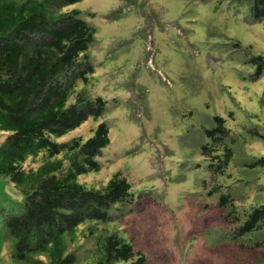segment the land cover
<instances>
[{
	"label": "rangeland",
	"instance_id": "rangeland-1",
	"mask_svg": "<svg viewBox=\"0 0 264 264\" xmlns=\"http://www.w3.org/2000/svg\"><path fill=\"white\" fill-rule=\"evenodd\" d=\"M74 5L94 13L88 16L97 28L91 88L110 106L104 166L80 181L105 184L116 172L126 177L135 199L121 220L122 236L147 256V264H234L225 255L229 229L216 202L203 195L209 161L199 148L209 138L204 128L217 126L214 116L224 118L221 146L232 151L221 178L229 180L224 190L230 187L237 202L247 195L246 207L257 201L251 194L261 182L248 176L257 145L245 148L244 141L264 133V70L252 79L253 59H264V18L253 21L246 1ZM101 120L90 117L62 139L86 140ZM217 167L215 160L212 177ZM234 182L239 185L231 187ZM19 197L9 181L0 180L2 202Z\"/></svg>",
	"mask_w": 264,
	"mask_h": 264
},
{
	"label": "trees",
	"instance_id": "trees-1",
	"mask_svg": "<svg viewBox=\"0 0 264 264\" xmlns=\"http://www.w3.org/2000/svg\"><path fill=\"white\" fill-rule=\"evenodd\" d=\"M79 1L0 0V180L20 196L0 198V264H147L122 236L121 220L135 199L126 177L116 172L105 184L79 179L102 169L110 142V106L91 88L97 28L92 13L75 7ZM242 1L253 21L264 18V0L231 3ZM253 61L256 80L264 59ZM90 117L102 119L90 137L62 139ZM214 121L198 146L209 161L203 195L216 202L229 229L225 255L234 264H264V133L244 141L245 148L257 145L249 181L261 182L251 194L257 201L246 207L247 195L237 202L230 187L224 190L232 151L221 146L225 119Z\"/></svg>",
	"mask_w": 264,
	"mask_h": 264
},
{
	"label": "clouds",
	"instance_id": "clouds-1",
	"mask_svg": "<svg viewBox=\"0 0 264 264\" xmlns=\"http://www.w3.org/2000/svg\"><path fill=\"white\" fill-rule=\"evenodd\" d=\"M89 11V10H88ZM90 13H92V14H94L93 12H91V11H89ZM91 17H93V15L91 16Z\"/></svg>",
	"mask_w": 264,
	"mask_h": 264
}]
</instances>
